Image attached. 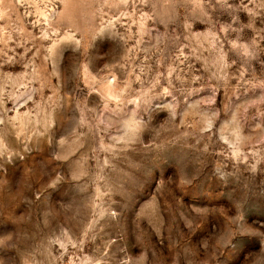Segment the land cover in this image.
<instances>
[{
	"label": "rangeland",
	"instance_id": "obj_1",
	"mask_svg": "<svg viewBox=\"0 0 264 264\" xmlns=\"http://www.w3.org/2000/svg\"><path fill=\"white\" fill-rule=\"evenodd\" d=\"M0 264H264V0H0Z\"/></svg>",
	"mask_w": 264,
	"mask_h": 264
}]
</instances>
